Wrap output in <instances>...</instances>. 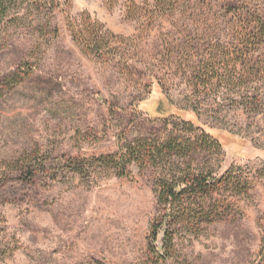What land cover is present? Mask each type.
I'll list each match as a JSON object with an SVG mask.
<instances>
[{
    "label": "rangeland",
    "instance_id": "1",
    "mask_svg": "<svg viewBox=\"0 0 264 264\" xmlns=\"http://www.w3.org/2000/svg\"><path fill=\"white\" fill-rule=\"evenodd\" d=\"M51 10L45 33L33 30L34 12L26 24L13 14L0 24V264H148L168 164L130 165L124 177L46 172L140 141L195 143L203 132L221 153L195 145L168 161L231 172L247 189L222 191L218 218L175 232L168 264L260 262L264 0H55ZM77 31L101 34L100 57L76 43Z\"/></svg>",
    "mask_w": 264,
    "mask_h": 264
},
{
    "label": "trees",
    "instance_id": "2",
    "mask_svg": "<svg viewBox=\"0 0 264 264\" xmlns=\"http://www.w3.org/2000/svg\"><path fill=\"white\" fill-rule=\"evenodd\" d=\"M157 1L166 5V0ZM54 5L55 0H0V24L8 19L11 14H13L16 22L26 24L29 18L27 15L34 12L32 22L35 26H33V30L35 33H45L48 29L47 24L49 25L51 17H53L51 16V9ZM74 37L76 43L85 52H95L100 57L104 40L99 32L91 31L86 36L81 31H77ZM30 71L32 70L29 69L27 72L19 70L9 80V87L20 84L27 73H31ZM189 125L192 128L195 127L190 122ZM203 136L201 141L198 140L195 143H190L189 140H169L166 143L156 145L155 143L140 141L130 144L125 149H120L118 153L110 156L88 160H67L65 166L60 165L59 168H53L51 170L53 172H46V178L56 181L57 174L63 176L68 173L84 179L90 177L97 167L105 168L107 171L114 169L118 173V177H124L127 175V168L130 165L143 169L146 166L157 165V163L168 164V171L163 170L162 173L157 175L156 199L162 208V217L155 223V226L152 225L151 239L147 250L148 264H168L172 259V255L175 254V243L178 238L175 232H195L218 218L222 212L218 208V202L215 201L214 197L222 191L241 194L247 189V186L241 187L239 178L234 177L231 172L223 176H212L207 171L193 173L189 170L190 165H186L188 169L183 171L180 168L181 164L171 160L168 161V159H171L172 154L179 156L181 159L186 158L183 154L186 153V150L192 152L195 145H202L221 153V145L216 139L206 132H203ZM26 169L30 175L27 181H31L35 175L34 168L27 166ZM159 232L163 234V247L161 249L154 246ZM260 256H263V259L257 264H264V250L261 251Z\"/></svg>",
    "mask_w": 264,
    "mask_h": 264
}]
</instances>
